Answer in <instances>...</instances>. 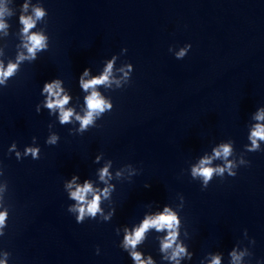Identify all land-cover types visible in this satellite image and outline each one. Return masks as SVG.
Returning <instances> with one entry per match:
<instances>
[{
	"label": "clouds",
	"instance_id": "9594fccd",
	"mask_svg": "<svg viewBox=\"0 0 264 264\" xmlns=\"http://www.w3.org/2000/svg\"><path fill=\"white\" fill-rule=\"evenodd\" d=\"M25 7H27L25 5ZM0 15H3L2 11H0ZM35 15L37 18L43 15V12L39 9L35 10ZM21 23L25 25L24 32L27 33L29 29L35 26L34 21L31 17H21ZM5 25L3 22H0V28H4ZM31 47L28 48V52L34 57L35 52L38 49H43L46 45L44 43L45 38L39 34H32L29 37ZM186 50H181L178 53V56H184ZM23 59V57H21ZM17 65L9 64L7 68H4L0 65V83H3L5 79L9 76L13 75L16 71ZM111 71V63L108 65V68L105 70L104 75L99 78H93L90 81H84L81 79V86L85 91L89 88H95L96 85L104 84L108 80V73ZM87 75V69L84 72ZM44 92L48 93V99L46 103V107L48 109H60V122L67 123L70 121V118L73 116V111L71 109H65L64 106L69 102L68 96H61L62 89L60 88L59 81H53L51 83H45L44 85ZM86 104L88 111L84 117L77 116L76 119L81 123V129L87 128L93 122V116L95 113L103 112L106 108H111V104L106 103L103 98H101L100 94L97 91H92L91 94L86 97ZM258 120L264 119V114L257 116ZM253 137L264 139V126L257 125L256 130L253 132ZM56 137H52L50 142L54 143ZM253 148L250 150H255L258 145L256 140L253 139L252 141ZM231 149L229 146L225 145L222 146L221 149L215 150V156L227 158L230 155ZM31 153L32 156L35 158L38 153V149H27L26 154ZM211 158H205L201 160L200 167H196L193 169V175H200L204 178L205 184L212 178L213 173H223L225 168H210L207 165L210 164ZM228 169H231L232 163L229 161L226 164ZM101 179H104L105 176L108 175V169L104 168L101 170ZM230 175H234V173L230 172ZM75 179V178H74ZM92 193V200L88 201L86 199L87 195ZM104 195H107V190L104 191ZM71 197L79 202V215L77 216V221H83L85 215H89L95 217L96 214L100 211L99 202H100V195L96 194L92 188V185L85 181L83 186L77 185L76 190L71 193ZM7 217V212H0V227H3L5 224V220ZM179 224V220L177 216L170 211L167 207L165 208L164 212L154 218H146L141 226L136 229L132 234H127L125 236L124 244L125 247H130L135 249L136 245L142 241L144 238V233L149 228H155L157 231L162 229H168L169 233L168 236L165 238V241L162 244V250L169 249L173 246L177 238V232L175 229ZM185 252V249L180 246L176 245L175 250L172 253V259H176V257L180 256ZM132 258L136 261V264H145V261L141 259V254L138 252L133 251L131 253ZM0 264H4V262H0ZM147 264H152L151 258L147 261ZM212 264H220L219 258H214Z\"/></svg>",
	"mask_w": 264,
	"mask_h": 264
}]
</instances>
